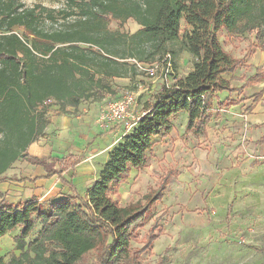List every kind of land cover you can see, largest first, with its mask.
Wrapping results in <instances>:
<instances>
[{
	"label": "trees",
	"instance_id": "trees-1",
	"mask_svg": "<svg viewBox=\"0 0 264 264\" xmlns=\"http://www.w3.org/2000/svg\"><path fill=\"white\" fill-rule=\"evenodd\" d=\"M64 2L71 9L68 16H76V20L51 31L37 26L44 8L39 12L38 7L23 9L21 3L9 0L1 12L0 181L13 163L23 161L42 167L47 179L57 177L69 192L45 202L0 200V239L16 232L12 243L19 252L6 261L0 258V264H83L89 254L94 255L92 264H136L162 234L158 217L144 234L142 247L131 248L151 207L163 198L169 176L142 200L125 206L116 199L118 187L130 170L147 167L154 140L170 134L171 121L178 113L187 114L186 133L201 134L210 101L221 91H233L221 76L244 66L252 46L243 58L232 59L218 36L245 31L239 19L250 13L253 0ZM128 20L139 26L135 33L120 35L109 30L111 22ZM13 28H22L21 35ZM180 38L184 51L192 57V71L180 78L171 76L169 86L162 85L153 103L143 108L144 116L108 153L85 198L62 177L75 169L78 157L40 159L28 154V147L45 136L51 122L49 114L39 109L45 102L53 100L67 114L65 109L80 107V101L91 99L92 105H99L107 96L113 97L107 101L118 99L116 81L130 83L137 71L134 62L161 59L167 44ZM256 40L263 52L260 37Z\"/></svg>",
	"mask_w": 264,
	"mask_h": 264
},
{
	"label": "rangeland",
	"instance_id": "rangeland-1",
	"mask_svg": "<svg viewBox=\"0 0 264 264\" xmlns=\"http://www.w3.org/2000/svg\"><path fill=\"white\" fill-rule=\"evenodd\" d=\"M8 2L9 0H0V19ZM16 3H21L23 9L38 7L39 9H35L37 12L44 8L46 11L42 12L37 26L45 31L58 29L76 20V16H68L71 9L64 0H16ZM239 25L245 27L244 32H233L230 35L221 32L219 42L232 59L243 58L249 45L252 46L251 55L245 59L242 69L239 68L242 70L239 75L242 78L256 77L255 81L264 88V53L260 52L256 40V36H259L264 45V0H253L250 13L239 19ZM182 28L184 35L186 28L183 25ZM138 29L139 26L132 20L125 23L111 22L109 25L111 32L120 35H130ZM13 31L21 35L22 28H13ZM166 48V54L171 55L172 75L176 76V70L181 68L179 60L189 62V59H183L182 39L167 44ZM163 57H155L153 61L141 64L148 66L160 62ZM116 83V95L119 98L129 92L139 94L134 106L135 116H139L145 106L153 103L156 95L163 89L161 80L153 82L138 69L130 83L124 79L117 80ZM110 98L113 97H105L99 107L103 108ZM259 102L264 110V96ZM94 103L91 99L80 101V107L76 109H88ZM39 109L51 114L62 113L53 100L45 102ZM249 109L250 107L242 111L244 118L249 115ZM72 110L74 109L69 107L65 109L67 112ZM219 111L221 109L215 110L217 114ZM177 118H180L179 115ZM178 121L179 119L175 120V125H178ZM204 143L200 142L197 147L205 149L207 146ZM241 143L244 149L242 154L236 155L237 159L233 158V154L227 156L234 159L231 166L225 168L218 163L212 172L207 173L211 180L198 179L184 186L181 192L184 195L183 201L181 196L172 201L176 197L171 196V189L167 188L164 197L151 207L146 224L138 231L137 240L131 243V248L142 247L144 234L158 217L162 234L147 252L139 256L136 264H156L157 260L161 264H264V144L246 149L245 139ZM24 166L23 161L15 162L3 175L5 180L11 181H0V200L17 203L27 199L21 189L12 188L17 185L14 181L23 175ZM144 176L134 178L138 181L137 191H132L130 187L129 190L124 189L119 197L117 192L116 199L118 198L121 206L142 200L152 190V186L158 188L161 177L148 174ZM228 205L230 213L226 219ZM15 234L16 232H12L0 239V258L5 261L12 253L19 254L12 243V236ZM93 257V254H89L83 264H92Z\"/></svg>",
	"mask_w": 264,
	"mask_h": 264
},
{
	"label": "crops",
	"instance_id": "crops-1",
	"mask_svg": "<svg viewBox=\"0 0 264 264\" xmlns=\"http://www.w3.org/2000/svg\"><path fill=\"white\" fill-rule=\"evenodd\" d=\"M183 54V59H189V62L186 60V63H183V60H179L181 68L176 70L179 77L186 76L193 68L192 57L185 51ZM239 68L233 73L221 76L229 82L233 91H221L210 101L206 113L207 121L201 134L186 133L187 114L178 113L171 121L170 134L165 139L154 140L153 149L147 154L148 167L130 170L129 177L118 187V197L124 189L129 190L130 187L132 191H137L138 181L134 180L136 176L140 178L148 174L162 179L168 175L163 197L170 187L171 196L176 197L172 201L177 200L179 196L183 201L184 195L181 192L184 186L198 179L206 180L210 176H207V173L212 172L218 163L225 168L231 166V162L243 152L242 139L246 141V149L249 146L254 148V145L264 144V110L259 102L264 96V88L261 83L255 81L254 76L242 78L239 75L242 70ZM249 107V115L244 118L242 111ZM101 109L99 105H93L88 109H74L68 112L69 114L48 113L51 115V122L45 129V136L28 147V154L40 159L66 155L78 157L80 160L75 169L65 171L62 177L75 187L82 198L86 197L98 179L108 153L127 134L122 125L112 124L101 128L97 123ZM218 109H221V112L217 114L215 110ZM140 113L145 112L142 110ZM178 115L180 118H177ZM176 119H179L178 125H175ZM200 142H205L207 151L204 152L203 147H197ZM230 154H233L234 159L227 157ZM23 172L19 179L25 181L12 188L21 189L26 200L34 198L40 202L53 201L69 192L68 187L62 186L57 177L47 179L42 167L25 163ZM152 189H156L155 186H152ZM228 208L229 205L226 210Z\"/></svg>",
	"mask_w": 264,
	"mask_h": 264
},
{
	"label": "built area",
	"instance_id": "built-area-1",
	"mask_svg": "<svg viewBox=\"0 0 264 264\" xmlns=\"http://www.w3.org/2000/svg\"><path fill=\"white\" fill-rule=\"evenodd\" d=\"M134 63L138 71L144 72L153 82L161 80L162 85L165 87L169 86L171 76H173L170 54H166L160 62L157 61L148 66L137 62ZM138 95V93L129 92L118 99L108 101L97 117L98 125L101 128L112 124L122 125L125 133L130 132L136 122L144 116V114L135 116L133 111Z\"/></svg>",
	"mask_w": 264,
	"mask_h": 264
}]
</instances>
